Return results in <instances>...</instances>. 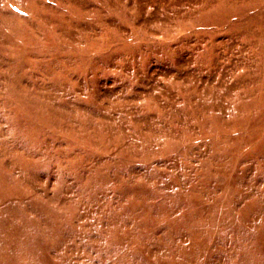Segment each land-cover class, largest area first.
<instances>
[{
	"label": "rangeland",
	"instance_id": "rangeland-1",
	"mask_svg": "<svg viewBox=\"0 0 264 264\" xmlns=\"http://www.w3.org/2000/svg\"><path fill=\"white\" fill-rule=\"evenodd\" d=\"M0 264H264V0H0Z\"/></svg>",
	"mask_w": 264,
	"mask_h": 264
}]
</instances>
